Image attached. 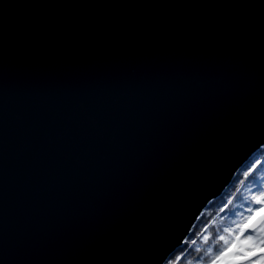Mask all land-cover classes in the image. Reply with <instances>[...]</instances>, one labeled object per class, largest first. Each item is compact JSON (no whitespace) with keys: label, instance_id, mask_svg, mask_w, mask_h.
<instances>
[{"label":"water","instance_id":"1","mask_svg":"<svg viewBox=\"0 0 264 264\" xmlns=\"http://www.w3.org/2000/svg\"><path fill=\"white\" fill-rule=\"evenodd\" d=\"M263 146L264 0H0V264H165Z\"/></svg>","mask_w":264,"mask_h":264},{"label":"trees","instance_id":"2","mask_svg":"<svg viewBox=\"0 0 264 264\" xmlns=\"http://www.w3.org/2000/svg\"><path fill=\"white\" fill-rule=\"evenodd\" d=\"M263 179L264 146L239 169L233 181L221 196L207 206L185 240L188 243L185 244L184 242L165 264H175V258L179 256L184 257L181 264H207L211 260V255L207 253L206 249L219 248L221 243L218 237L216 240H209L208 243H205L201 238V234L211 237L213 232H218L219 235H222L227 221L232 216L231 213L243 206L245 199L249 196L250 188L255 186L252 181H262ZM245 181H247L248 186H245ZM205 227L210 228L208 233H204ZM192 240H196V244H192ZM196 249H200V251L197 252Z\"/></svg>","mask_w":264,"mask_h":264},{"label":"snow or ice","instance_id":"3","mask_svg":"<svg viewBox=\"0 0 264 264\" xmlns=\"http://www.w3.org/2000/svg\"><path fill=\"white\" fill-rule=\"evenodd\" d=\"M252 182L255 183L256 187L254 189L250 188V194L253 197L255 204H259L261 207L254 208L252 201L245 199L243 208L246 209V211L243 212L242 215L247 222L242 225H236V228H239L238 234L231 228V226L225 229V231L232 233L235 237L234 240L229 242L223 235H219L218 232H213L211 237L204 235L203 233L201 234V238L205 243H208L209 240H216L217 237L219 240L225 242V246L222 249H206L209 255H211L213 251L218 253L217 255L212 256L209 264H264V181L253 180ZM245 186H248L247 181H245ZM249 213H251V215H249ZM239 214H241L239 209L231 213L233 219H235ZM257 215H260V220L258 223L254 224L253 221ZM209 231V227L204 228V233H208ZM245 233H247V235H245ZM187 243L188 241H185V244ZM191 243L196 244V240H192ZM241 245H246V247L242 248L240 251L232 253V258H229L231 250L233 248L240 249ZM195 251L199 252L200 249H196ZM257 252L259 253L258 257H252L250 259H246L245 261H237L235 259L236 256L242 255L244 257H248L250 253ZM183 259V256L176 257L175 264H181Z\"/></svg>","mask_w":264,"mask_h":264},{"label":"rangeland","instance_id":"4","mask_svg":"<svg viewBox=\"0 0 264 264\" xmlns=\"http://www.w3.org/2000/svg\"><path fill=\"white\" fill-rule=\"evenodd\" d=\"M234 179V178H233ZM233 181V180H232ZM262 181H264V179L262 180ZM231 184V183H230ZM229 184V185H230ZM229 187V186H228ZM227 187V188H228ZM256 187V185L255 186H253L251 189H254ZM248 194H249V196H248V198H247V200H250V201H252V203H253V207L254 208H259V207H261V205H259V204H255V202H254V200H253V197L251 196V194H250V192H248ZM258 195V194H257ZM219 198V197H218ZM216 200V199H215ZM214 200V201H215ZM239 210H240V213L241 214H239L235 219H233L232 218V216H231V218L227 221V225H226V228L225 229H227V228H229V226H231V228L238 234L239 233V228H236V225L237 224H243V223H245V222H247L246 221V219L243 217V215H242V213L243 212H245L246 211V209H244L243 208V206L241 207V208H239ZM249 215H251V213H249ZM258 216V215H257ZM256 216V217H257ZM222 235L225 237V239L227 240V241H229V242H231L232 240H234V236L232 235V233L231 232H229V231H224V233H222ZM245 235H247V233H245ZM255 235V234H254ZM219 242L221 243L220 244V249H222L224 246H225V242L224 241H221V240H219ZM244 247H246V245H241V248L240 249H237V248H233L232 250H231V252L229 253V258H232V253H235V252H237V251H240L242 248H244ZM218 253L217 252H214V253H212L211 254V259H212V256H214V255H217ZM259 256V253L257 252V253H250L249 254V256L248 257H244V256H236L235 257V259L237 260V261H245L246 259H250V258H252V257H258ZM207 264H209V262L207 263Z\"/></svg>","mask_w":264,"mask_h":264}]
</instances>
